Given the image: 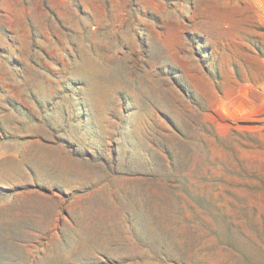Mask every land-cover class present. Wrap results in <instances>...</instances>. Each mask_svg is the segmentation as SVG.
<instances>
[{
	"label": "rangeland",
	"instance_id": "1",
	"mask_svg": "<svg viewBox=\"0 0 264 264\" xmlns=\"http://www.w3.org/2000/svg\"><path fill=\"white\" fill-rule=\"evenodd\" d=\"M0 264H264V0H0Z\"/></svg>",
	"mask_w": 264,
	"mask_h": 264
}]
</instances>
